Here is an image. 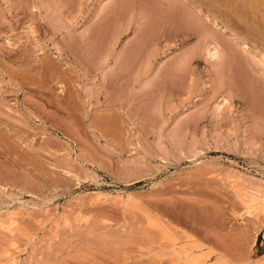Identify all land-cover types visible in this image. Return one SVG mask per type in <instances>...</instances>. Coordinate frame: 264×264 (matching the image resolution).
Wrapping results in <instances>:
<instances>
[{
	"label": "rangeland",
	"instance_id": "374dc122",
	"mask_svg": "<svg viewBox=\"0 0 264 264\" xmlns=\"http://www.w3.org/2000/svg\"><path fill=\"white\" fill-rule=\"evenodd\" d=\"M176 1L0 0V264H264V42Z\"/></svg>",
	"mask_w": 264,
	"mask_h": 264
},
{
	"label": "bare ground",
	"instance_id": "6f19581e",
	"mask_svg": "<svg viewBox=\"0 0 264 264\" xmlns=\"http://www.w3.org/2000/svg\"><path fill=\"white\" fill-rule=\"evenodd\" d=\"M144 1V0H143ZM189 1V0H188ZM187 1V2H188ZM191 1V0H190ZM189 1V2H190ZM194 1V0H193ZM197 1V0H196ZM212 1H215V0H212ZM211 1V2H212ZM223 1V0H222ZM221 1V2H222ZM226 1V0H225ZM230 1V0H229ZM258 0H237V2H238V4H240L239 6H229L230 7V10L232 11H234V14H236L237 15V17H238V20H240V21H242V22H246L247 21V23L246 24H248L249 25V28H250V31L251 32H253L252 33V35H254L255 37H257V38H259L262 42H264V26H259L258 24H257V21L254 19V21H253V19H250V17L251 16H254V14L252 15V13H254L255 11H254V8L252 9V6H251V4H253V3H256ZM263 1V0H262ZM133 2V1H132ZM154 3H155V1H153ZM188 2V3H189ZM237 2H236V4H237ZM253 2V3H252ZM138 3H139V1H138ZM142 3V2H141ZM152 3V2H151ZM193 3V2H192ZM198 3H200V2H198ZM207 3V2H206ZM213 3V2H212ZM215 3V2H214ZM213 3V4H214ZM227 3H228V0H227ZM230 3V2H229ZM228 3V4H229ZM135 4V3H134ZM169 8L171 9L170 11H168L167 13H169V15H168V17H167V19H166V25L168 24V27L169 26H171V27H174V26H176L177 25V23H180L179 22V20H183L184 21V19H188V17H189V19H191L192 20V18H193V16L194 15H192L191 13H189V11L187 10V9H184V8H182L179 4H178V2L176 1V0H169ZM202 4V3H201ZM208 4V3H207ZM216 4V3H215ZM226 4V3H225ZM136 5V4H135ZM139 5V4H138ZM152 5V4H151ZM196 5H198V4H196ZM212 5V4H211ZM219 5V4H218ZM218 5L216 4V6H217V8H218ZM222 5V4H221ZM227 5V4H226ZM232 5V4H231ZM254 5V4H253ZM259 5H260V3H259ZM153 6V5H152ZM190 6H192V7H195L196 8V6H193V4H191ZM199 6H201V5H199ZM246 6H249V11H243V10H245V8L243 9L242 7H246ZM139 7V6H138ZM168 7V6H167ZM204 7V6H203ZM214 7V6H213ZM261 7V6H260ZM264 7V6H263ZM146 8V7H145ZM169 8H167V9H169ZM201 8V7H200ZM207 8V7H206ZM221 8V7H220ZM220 8H218V9H220ZM241 8H242V10H241ZM262 8V7H261ZM142 9H144V7L142 8ZM151 9V8H150ZM166 9V10H167ZM191 9V8H190ZM208 9V8H207ZM215 9V8H214ZM223 9H225V8H223ZM222 9V11H224ZM139 10H140V7H139ZM149 10V9H148ZM156 10V9H155ZM155 10H152L153 12L155 11ZM221 10V9H220ZM226 10V9H225ZM142 11V10H141ZM157 11V10H156ZM155 11V12H156ZM207 11V10H206ZM217 11V10H216ZM221 11V12H222ZM228 11V10H227ZM254 11V12H253ZM142 12H144V11H142ZM154 12V13H155ZM198 12H200V10H198ZM257 12V11H256ZM193 13V12H192ZM209 13V12H208ZM207 13V14H208ZM211 14H213L212 12H210ZM226 13V12H225ZM224 13V14H225ZM158 14H159V11H158ZM165 14H166V12H165ZM218 14H223V13H218ZM217 14V16H219ZM231 14V13H230ZM258 14V13H257ZM161 16H162V14H160ZM190 15H192V18H190L191 16ZM209 15V14H208ZM215 15H216V13H215ZM258 15H262V14H258ZM167 16V15H166ZM205 16V15H204ZM212 16V15H211ZM223 16V15H222ZM226 16V15H225ZM225 16H223L224 17V20H225ZM230 16V15H229ZM231 16H232V14H231ZM257 16V15H256ZM160 18V17H159ZM194 18H195V16H194ZM213 19H215L216 20V17L215 16H213L212 17ZM217 18H219V17H217ZM220 18H221V15H220ZM220 18H219V20H220ZM188 19V20H189ZM197 19V18H196ZM205 19H207V20H209V18L207 17V16H205ZM159 20V19H158ZM161 20L162 19H160L159 21H160V23H161ZM165 20V18L163 19V21ZM191 20H190V22H191ZM199 20V19H198ZM214 20V21H215ZM223 20V19H222ZM222 20H220V21H222ZM233 20V19H232ZM193 21V20H192ZM206 21V20H205ZM213 21V20H212ZM231 21V20H230ZM195 22V21H194ZM198 22V21H197ZM210 22V21H209ZM219 22V21H218ZM228 22H229V20H228ZM227 21L226 22H223L224 24L223 25H225L227 28L228 27H230V30H231V33H232V35H234L235 37H232V36H230L229 35V37L234 41V42H236V43H238V41L239 40H243V42H244V44H246V42L248 41V40H246V36L244 37V35H239L240 33H239V31H237L238 33H236V31H234L233 30V28L234 27H231V25L232 24H230V23H228ZM235 22V21H234ZM233 21H232V23H234ZM184 23V22H183ZM193 23V22H192ZM199 23V22H198ZM239 23V22H238ZM163 24V23H162ZM187 24V23H186ZM191 24V23H190ZM189 23H188V25H189V27L191 26ZM193 24H195V23H193ZM197 24V23H196ZM195 24V25H196ZM211 24H213L216 28H219L218 27V25L217 24H215L214 22L212 23L211 22ZM222 24V23H221ZM240 24H242V23H240ZM239 24V25H240ZM187 25V26H188ZM184 26V25H183ZM194 26V25H193ZM213 26V28H215ZM224 26V27H225ZM235 26V25H234ZM241 26V28H242V25H240ZM239 26V27H240ZM202 27H204L205 29H209V27L207 28L206 26H202ZM236 27V26H235ZM196 28H197V26H196ZM232 28V29H231ZM177 29V28H176ZM220 29V28H219ZM222 29V28H221ZM199 30V29H198ZM223 30V29H222ZM222 30H220V31H222ZM227 30V29H226ZM202 31H203V29H202ZM205 31V30H204ZM203 31V32H204ZM208 31H210V30H208ZM211 31H213V30H211ZM210 31V32H211ZM228 31H229V29H228ZM202 32V33H203ZM215 32V31H214ZM243 32V31H242ZM248 32V31H247ZM246 32V33H247ZM205 33H207V32H205ZM205 33H204V35H205ZM230 33V32H229ZM209 34V33H208ZM249 34V33H248ZM248 34H246L247 36H249ZM210 35V34H209ZM202 36V35H201ZM206 37L208 36V35H205ZM243 36V37H242ZM203 37V36H202ZM209 37H214V36H209ZM253 37V36H252ZM215 38H216V36H215ZM218 39H219V37H217ZM216 38V39H217ZM248 38V37H247ZM204 39V38H203ZM205 39H207V38H205ZM214 39V38H213ZM216 39H214L213 41H212V44H213V47H214V50H215V52L214 53H209L210 54V59L211 58H214V59H220V58H223L222 56H223V54H222V56L220 57L219 55V51L220 52H222L221 50H220V48L217 50V46L219 45L218 44V42H217V40ZM210 40H212V39H210ZM251 40H254V39H251ZM205 41V40H204ZM203 41V42H204ZM250 41V40H249ZM207 42H209V41H207ZM220 42H223L222 44L224 45V41H221L220 40ZM254 43V42H253ZM259 42H257V44H258ZM261 43V42H260ZM259 43V44H260ZM250 45V44H249ZM251 45H253L254 46V44H251ZM201 46H204V45H201ZM206 46V45H205ZM209 46V45H208ZM227 45H224V47H226ZM260 46V45H259ZM262 46V45H261ZM219 47V46H218ZM222 47V46H221ZM263 47V46H262ZM230 48V47H229ZM244 48H246V45H244ZM258 48V47H257ZM264 48V47H263ZM208 49V48H207ZM222 49V48H221ZM227 49L228 48H226V51H227ZM260 49V48H259ZM258 49V50H259ZM201 50V49H200ZM224 50V49H223ZM229 50V49H228ZM260 50H262V49H260ZM264 50V49H263ZM202 51V50H201ZM210 51V50H209ZM225 51V52H226ZM244 51V50H243ZM235 52V51H234ZM263 52V51H262ZM224 53V52H223ZM258 53H259V51H258ZM261 53V52H260ZM228 55H229V57L231 56V54H229V53H227ZM232 55H233V52H232ZM237 55V54H236ZM226 56V55H225ZM225 56H224V58H225ZM218 57H220V58H218ZM234 57V58H233ZM227 58V57H226ZM235 58H237V56L235 57V56H232V59H231V61L233 60V59H235ZM238 59V58H237ZM254 59V58H253ZM262 59V58H261ZM212 60V59H211ZM235 61H236V59H235ZM235 61H233L234 63H235ZM239 61V60H238ZM238 63V62H237ZM232 64V63H231ZM241 64V63H240ZM229 65H230V63H229ZM233 66V65H232ZM238 66V65H237ZM235 68H236V66H234ZM243 67H245V65L243 66ZM231 68V67H230ZM241 68V67H240ZM229 69V68H228ZM232 70V69H231ZM246 71V70H245ZM233 72V71H232ZM235 73V72H234ZM239 73V75L241 74V76H242V73L238 70V72H237V74ZM232 74V73H231ZM234 75V74H233ZM230 76V75H229ZM246 76V75H245ZM234 77V76H233ZM250 77V76H249ZM248 77V78H249ZM230 78V77H229ZM239 78V77H238ZM237 78V79H238ZM241 78V77H240ZM242 80V79H241ZM251 80H252V78H251ZM254 80V79H253ZM244 81H245V79H244ZM247 81V80H246ZM250 81V80H249ZM232 82H233V80H232ZM235 82V81H234ZM238 82H240V83H242V81H240V80H238ZM234 84V83H233ZM246 84H248L247 82H246ZM238 88V87H237ZM242 88V87H241ZM253 88V87H252ZM254 92V91H253ZM241 94V93H240ZM245 94V93H244ZM228 95H229V93H228ZM253 95V94H252ZM228 97H230V95L228 96ZM224 101H226V100H224ZM223 101V102H224ZM255 101V100H254ZM251 103V102H250ZM257 107V106H256ZM251 200V199H250ZM253 201H254V199H252ZM249 202H251V201H249ZM252 203V202H251ZM257 203V202H256ZM256 203H254V204H256ZM259 203V202H258ZM253 205V204H252ZM248 206V205H247ZM262 207H264L263 205H262ZM261 207V211L260 212H262V208ZM257 208V207H256ZM249 209V208H248ZM251 209V208H250ZM247 211V210H246ZM250 212V211H249ZM252 213V212H251ZM264 213V212H263ZM249 214V213H248ZM10 218V217H9ZM175 245V244H174ZM183 251V250H182ZM188 251V250H187ZM192 252V251H191ZM179 255V254H178ZM182 255V254H181ZM187 256H188V254H187ZM175 257V256H174ZM181 258V257H180ZM176 259V258H175ZM178 259V258H177ZM185 259H186V257H185Z\"/></svg>",
	"mask_w": 264,
	"mask_h": 264
}]
</instances>
